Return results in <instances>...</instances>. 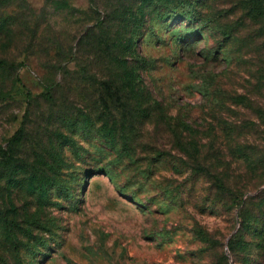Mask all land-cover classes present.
<instances>
[{
    "label": "rangeland",
    "instance_id": "1",
    "mask_svg": "<svg viewBox=\"0 0 264 264\" xmlns=\"http://www.w3.org/2000/svg\"><path fill=\"white\" fill-rule=\"evenodd\" d=\"M0 264H264V0H0Z\"/></svg>",
    "mask_w": 264,
    "mask_h": 264
},
{
    "label": "trees",
    "instance_id": "2",
    "mask_svg": "<svg viewBox=\"0 0 264 264\" xmlns=\"http://www.w3.org/2000/svg\"><path fill=\"white\" fill-rule=\"evenodd\" d=\"M241 227H242V229L246 230V228H248L247 223L242 221V223H241ZM242 229H241V228H238V229H237V231H236V236L239 235V234L241 233V230H242Z\"/></svg>",
    "mask_w": 264,
    "mask_h": 264
}]
</instances>
